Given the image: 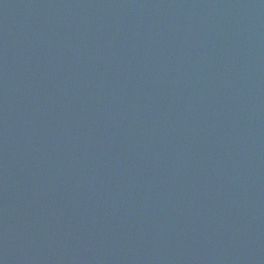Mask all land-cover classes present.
I'll list each match as a JSON object with an SVG mask.
<instances>
[{
  "label": "water",
  "instance_id": "obj_1",
  "mask_svg": "<svg viewBox=\"0 0 264 264\" xmlns=\"http://www.w3.org/2000/svg\"><path fill=\"white\" fill-rule=\"evenodd\" d=\"M0 264H264V0H0Z\"/></svg>",
  "mask_w": 264,
  "mask_h": 264
}]
</instances>
